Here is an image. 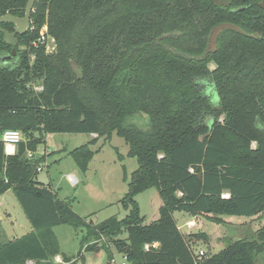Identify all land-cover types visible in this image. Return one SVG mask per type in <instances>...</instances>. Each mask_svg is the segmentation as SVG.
Returning <instances> with one entry per match:
<instances>
[{
	"label": "trees",
	"instance_id": "16d2710c",
	"mask_svg": "<svg viewBox=\"0 0 264 264\" xmlns=\"http://www.w3.org/2000/svg\"><path fill=\"white\" fill-rule=\"evenodd\" d=\"M26 2L0 0V15L22 16ZM248 11L231 13L209 0H35L24 49L14 64L0 63V193L11 191L31 224L0 243V264H57L56 255L67 261L53 231L59 224L86 227L80 248L90 237L107 238L129 264H257L262 232L199 256L189 241L197 233L185 235L173 216L182 211L221 222L222 215L264 212V39L223 29L215 50L203 56L219 23L260 31ZM44 23L56 40L52 53L32 44ZM135 113L147 116L146 129L127 122ZM6 129L23 136L14 154L4 151ZM56 132L96 134L68 151L83 172L98 151L90 144L112 133L123 138L138 165L120 199L123 218L93 225L38 183L44 157L26 154L43 134ZM150 187L161 204L158 218L144 224L135 197ZM103 249L109 264L112 253Z\"/></svg>",
	"mask_w": 264,
	"mask_h": 264
},
{
	"label": "rangeland",
	"instance_id": "374dc122",
	"mask_svg": "<svg viewBox=\"0 0 264 264\" xmlns=\"http://www.w3.org/2000/svg\"><path fill=\"white\" fill-rule=\"evenodd\" d=\"M48 35L49 46L46 52L52 53L56 50V40L49 33ZM24 47L25 44L19 42L17 49L21 51ZM208 66L212 68L214 64L209 61ZM204 84L205 93L210 96L212 103L216 104L217 93L207 82ZM38 88L39 85L35 83V89ZM127 122L142 129L148 127V119L144 113H135L127 119ZM94 138L96 134L66 132L43 134L42 141L37 144L34 151V157H44L38 164L41 167L36 174L38 183L49 186L60 199L69 201L72 210L85 218L86 222L90 221L96 225L110 216L121 219L127 214L120 199L127 191V182L131 173L138 165L135 157L127 155L128 145L123 138L112 133L109 139L100 137L94 144H90L92 150L98 151L89 160L86 170L81 171L68 151ZM72 173L77 177L75 184H71L67 176ZM135 199L144 224L158 218L161 198L155 187L138 193ZM173 216L177 226L185 235L189 232L197 233L198 236L190 237V245L195 252L202 250L203 256L216 253L227 242L253 234L254 231L255 238L260 232L264 236V212L253 217L222 215L221 222L201 214L190 216L182 211H174ZM191 218L194 224L188 229L186 222ZM30 230L31 224L12 192L0 193V243L19 237ZM53 230L61 253L68 257L67 261H63L60 255L54 256L53 261L57 264H105L108 259L103 246L110 248L112 263L128 264L107 238L98 240L90 237L89 241L80 248L79 239L84 235L86 227L75 229L69 224H59L54 226ZM125 235L123 233L119 237L124 238ZM87 245H94L92 251L86 249ZM56 257L59 260H56ZM256 263L264 264V249L256 256ZM27 264L33 262L28 261Z\"/></svg>",
	"mask_w": 264,
	"mask_h": 264
},
{
	"label": "water",
	"instance_id": "95a60500",
	"mask_svg": "<svg viewBox=\"0 0 264 264\" xmlns=\"http://www.w3.org/2000/svg\"><path fill=\"white\" fill-rule=\"evenodd\" d=\"M215 6H228V0H210ZM35 0H27L25 6H24V13L22 17H18L15 15H12L10 11H6L5 14L0 15V23H13L15 25V30L12 33H9L8 31L0 28V31L4 34L3 35V41H5L7 44L14 45L9 39L14 38V35L16 33L22 35L24 34L28 27L30 26V14L32 7L34 5ZM236 11L240 10V8L235 9ZM223 29H229L234 32L240 33L242 35H246L249 37H258L256 34H246L244 30H242L240 27H238L235 24L228 23V22H222L217 25H215L208 34V41L206 44V49L203 53V56H205L210 51H214L216 48V40L219 35V33ZM15 53V50L13 48L12 52L7 55H0V60H8L11 55Z\"/></svg>",
	"mask_w": 264,
	"mask_h": 264
},
{
	"label": "flooded vegetation",
	"instance_id": "af4514ba",
	"mask_svg": "<svg viewBox=\"0 0 264 264\" xmlns=\"http://www.w3.org/2000/svg\"><path fill=\"white\" fill-rule=\"evenodd\" d=\"M241 1H242V5H233L232 0H228V6H222V7H228V12H231V13L241 12L243 10L249 9V11H248L249 14L247 13L246 15L248 16V18L250 20L253 19L257 23L259 21L262 29L260 31H254V32H246L245 31V33L246 34H256V35H258L257 38L264 39V0H241ZM238 8H240V10L236 11L235 9H238ZM15 16H17V15H15ZM22 16L20 15L18 17H22ZM228 23H231V22L228 21ZM29 27H28V29H29ZM0 28L8 31L9 33H12L15 30V25L13 23H0ZM28 29H27V31H28ZM26 32L24 34H26ZM24 34H22V35H24ZM3 35L4 34L0 31V45L1 44L3 45L0 48V55L10 54L12 52L13 48L15 50V53L13 55H11V57L8 60H4V61L0 60V63L11 65V64L15 63L16 57L18 55V49L17 48H18V45H19V42L21 40L22 35L16 33L14 35V38L9 39L14 45L7 44L5 41H3Z\"/></svg>",
	"mask_w": 264,
	"mask_h": 264
},
{
	"label": "built area",
	"instance_id": "2783aa9c",
	"mask_svg": "<svg viewBox=\"0 0 264 264\" xmlns=\"http://www.w3.org/2000/svg\"><path fill=\"white\" fill-rule=\"evenodd\" d=\"M48 38H49V35H48V32H47V25L44 23L41 26V28L39 29L38 35L33 40L32 44H33V46L43 45L44 46V50L46 52V50H47V48L49 46V44H48ZM38 89H40V87ZM1 139H2L3 144H4V151H5V153L6 154H14L16 152V146L18 145V143L20 141L23 140V136H22V133H21L20 130H17V129H6V130H4L2 132ZM26 155H27V158H32L34 156V153L31 152V151H28ZM36 170L37 171H40L41 170V167L38 166ZM67 176H68V179H69V181H70L71 184H75L77 182V177L74 176L73 174H69ZM186 225L190 227L192 224L189 221ZM150 245L157 246L158 243L157 242H153L151 244L146 243V244H144V248L145 249H148ZM198 254H199V256L203 255V251L202 250H199L198 251ZM123 257L126 260V257L125 256H123ZM55 259L56 260H59L57 257ZM112 260H113V258L111 259V261L109 262V264H115V263H112ZM120 264H126V263L125 262H122ZM194 264H198L197 261H195Z\"/></svg>",
	"mask_w": 264,
	"mask_h": 264
},
{
	"label": "crops",
	"instance_id": "0c3cea01",
	"mask_svg": "<svg viewBox=\"0 0 264 264\" xmlns=\"http://www.w3.org/2000/svg\"><path fill=\"white\" fill-rule=\"evenodd\" d=\"M72 174H73V173H72ZM189 221H190V222L192 221L191 224H194V220H193V218H191L190 220H188V221L186 222V224H187ZM186 227H187L188 229H190L189 226L186 225ZM178 228H179V226H178ZM53 231H54V230H53ZM190 233H191V232H190ZM193 233H194V232H193Z\"/></svg>",
	"mask_w": 264,
	"mask_h": 264
}]
</instances>
